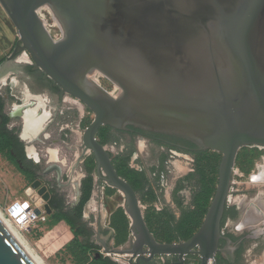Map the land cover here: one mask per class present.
<instances>
[{"label": "water", "instance_id": "95a60500", "mask_svg": "<svg viewBox=\"0 0 264 264\" xmlns=\"http://www.w3.org/2000/svg\"><path fill=\"white\" fill-rule=\"evenodd\" d=\"M0 6L17 32L5 63L29 55L32 69L61 96L93 114L82 149L91 153L98 181L122 194L133 236L130 248L103 244V254L127 264H217L220 242H230L221 225L237 153L264 148V0H0ZM44 6L64 27L59 41L36 13ZM93 70L120 94L111 97L88 81ZM128 125L180 136L221 155L214 196L187 241L154 239L133 189L97 141L101 127ZM46 128L38 139H47ZM50 168L60 176L58 166ZM45 190L26 192L37 216L40 206L51 212ZM189 257L195 260L187 263ZM0 264H33L1 224Z\"/></svg>", "mask_w": 264, "mask_h": 264}, {"label": "rangeland", "instance_id": "374dc122", "mask_svg": "<svg viewBox=\"0 0 264 264\" xmlns=\"http://www.w3.org/2000/svg\"><path fill=\"white\" fill-rule=\"evenodd\" d=\"M37 13L40 20L45 21L51 38L55 40L53 38L55 37L57 39L55 41H59L62 33L54 21L58 19L51 8L44 6ZM27 57L28 64L12 62L5 66L7 71H0V115L10 127L20 129L21 119H8L12 107L28 104L31 105L30 109H33L42 102L44 108L39 112L48 115L45 121L47 139L44 140L40 136L27 146L34 149L39 159L34 170L37 175H41L52 165L58 166L61 174L58 176L56 172H49L40 177V180H36L32 173L26 177L5 153L0 154V212L6 216L14 205L25 202L36 209L35 203L30 201L26 192L32 189L36 194L45 188L44 193H48L49 199L53 197L54 200H59V209L63 207V212H73V217L81 215L79 225L82 236L79 240L93 248L89 255H83L75 245L69 246V242L73 239L70 228L56 218L57 212L52 210V207H49L51 212L48 214L44 207L40 206L38 208L40 215H35L29 228L19 233L41 264H89L91 258L96 255L109 258L103 254V244L109 249L125 250L131 246L133 236L129 228L130 220L123 210L122 194L98 181L94 159L90 152L84 153L82 149V135L93 120V114L67 95L59 97L58 93H48L41 90V87L33 85L35 91L28 89V83L34 84L29 77L31 66L33 67L34 64L29 55ZM93 83L115 97L119 92L115 85L99 73H96ZM4 96L8 100L4 101ZM106 131L105 127H101L96 138L110 152L112 161L116 165L121 145L115 147L106 143L104 138ZM48 150L55 151L58 157L51 160ZM138 155L139 159L144 161V166L135 165L133 168H127L143 184V189L137 193L138 201L144 220L146 219L156 239L164 244L167 241L178 243V240L186 238L189 232L195 234L203 222L204 215H187L185 219L183 214L194 212L193 209L188 207L187 210L184 208L180 211L175 210L167 219L152 211L153 202L150 196H146L150 190L151 162L145 157L144 152ZM220 158L221 155L218 153L210 151L206 153L207 177L213 181L212 196L207 209L216 190ZM28 161L27 165L31 167L34 162ZM234 169H237V174L231 177L232 184L230 183L226 209L233 208L236 219L234 221L226 219L221 225V230L235 236L248 234L251 237L244 248L242 264H264V148L240 149ZM182 171L169 176L176 179L178 176H183L187 169L184 167ZM174 181L169 183V188H172ZM46 204H50L49 200ZM177 226L181 229H176ZM97 234L101 236L100 240L95 237ZM113 261L127 264L120 258H114Z\"/></svg>", "mask_w": 264, "mask_h": 264}, {"label": "flooded vegetation", "instance_id": "af4514ba", "mask_svg": "<svg viewBox=\"0 0 264 264\" xmlns=\"http://www.w3.org/2000/svg\"><path fill=\"white\" fill-rule=\"evenodd\" d=\"M27 59L29 61V58ZM32 68L31 66L29 77L34 84L28 83V89L35 91L32 85L39 86L41 90L48 91V93H58V96L62 97L58 87H54L49 79L44 78L42 73ZM96 73L98 72H90L87 76L88 80L95 82ZM118 91L117 96L120 94V90ZM106 93L111 97H115L112 93ZM3 99L4 101L8 100L6 96ZM10 115L9 117L7 116L10 120L19 119L12 118ZM21 127L20 129L10 127V124L5 122L3 116L0 115V132L7 133L13 143V150L11 151L12 162L25 172L32 173L36 177V180H40V177L49 172H56L54 168H50L51 166H49L41 175L35 173L34 170L39 163V159L37 157L36 161H34L28 158L25 152V148L28 146L25 141L20 139ZM105 129L107 130L105 135L106 143H110L115 147L121 145L120 158L125 161L127 167L133 168L135 165L144 166V161L139 159L138 153L144 152L145 157L150 159L151 181L149 191L153 202L152 211L161 215L173 214L175 210L180 211L188 207L193 210L195 209L194 206H191L192 202L195 201L201 191L205 190L206 153L208 150L203 149L200 145L188 139L166 132H154L131 125L126 126L123 130H114L108 127H105ZM110 156L112 160L113 157L111 154ZM28 160L34 162L33 165L31 164V167L27 165L29 164ZM184 167L187 169V172L183 176H178L176 179L170 178L169 175L175 172L182 173ZM172 180L175 181L172 183V188H169V183ZM134 193L138 199V192L134 191ZM49 202V207L59 205V200H54L53 197H50ZM223 238L230 242H220L219 249L221 252L216 256L217 264H242L244 248L251 237L248 234L235 236L227 232L223 234ZM191 260H195L194 257L187 258L186 262L191 263Z\"/></svg>", "mask_w": 264, "mask_h": 264}, {"label": "trees", "instance_id": "16d2710c", "mask_svg": "<svg viewBox=\"0 0 264 264\" xmlns=\"http://www.w3.org/2000/svg\"><path fill=\"white\" fill-rule=\"evenodd\" d=\"M105 138V137H104ZM105 142H106V138H105ZM101 144V143H100ZM103 145V144H101ZM13 150V143L11 141V138L9 137V135L5 132H0V154L5 153L7 155V157L12 161V157H11V151ZM112 165L116 171V173L118 174V176L122 179H124L131 187L134 191L138 192L139 190L143 189V184L140 183V181L138 180V177L136 175H134L133 173H131L126 164L125 161L120 158H118V162L116 163V165L113 163L112 161ZM17 169L20 171V173L26 177L30 176V173L25 172L24 170H22L20 167L16 166ZM207 159H206V167H205V172H206V185H205V190L201 191V193L199 195H197L196 199L194 202H192L191 206H194V212H188V213H184V217L185 219L187 218V215H204L206 214L207 211V206H208V202L211 199L212 196V189H213V181L210 177H207ZM150 196V191L149 193L146 194V196ZM151 197V196H150ZM152 200V198H151ZM85 201V199H84ZM52 210L57 212V219L62 220L71 230L72 234H73V239L69 242V246L70 245H75L77 248H79L80 252L83 255H89L92 252V246L87 244V243H82L80 242V237L82 236V229L80 227V220H81V215L78 214L77 217H73V212L71 211H66L63 212V207H61L59 209L58 206L52 205ZM188 209V208H187ZM186 209V210H187ZM158 215V214H157ZM164 217H167L170 214H161ZM182 215V216H183ZM169 218V217H168ZM184 219V220H185ZM226 219H230V220H235L236 219V214L234 213V209L233 208H228L225 210L224 215H223V219H222V223L226 220ZM145 224L149 230V232L152 234V236L154 237V239L160 243L156 237L154 236L152 230L149 228L146 219L144 220ZM176 229L180 230L181 227L177 226L175 227ZM189 235L186 236V238H182L181 240H178L179 242H184L187 241L188 239H190L194 234L192 232L188 233ZM183 237V236H182ZM233 239V238H231ZM173 243L172 241H167L166 244H171ZM89 264H118L117 262L109 259V258H103L102 256H100L99 258H96V256L91 258V261Z\"/></svg>", "mask_w": 264, "mask_h": 264}, {"label": "bare ground", "instance_id": "6f19581e", "mask_svg": "<svg viewBox=\"0 0 264 264\" xmlns=\"http://www.w3.org/2000/svg\"><path fill=\"white\" fill-rule=\"evenodd\" d=\"M48 7L51 8L50 6H48ZM38 10H37V12H38ZM51 10H52V8H51ZM52 12L54 13V16L58 19L55 12L53 10H52ZM37 15H38V13H37ZM54 21H55L56 25L58 26V28L60 29V31L62 33V37H63L65 31H64V27H63L62 23L60 22L59 19H58V21H56L54 19ZM42 23H43L46 31L49 32V29H48L45 21H43ZM53 38L55 40H57L55 37H53ZM26 58H28L27 55L23 54L22 56H20L17 59L16 62L19 61V62L23 63L26 61ZM93 71H95V70H93ZM87 80H88V78H87ZM30 106L28 104H24L21 106H14L12 113L10 115L12 118H16V117L21 118L23 125H24L21 137L25 142L36 140L37 136L39 135V132L41 131V128L44 127L45 121L48 118V115L46 113L41 114L39 112V110H42L44 108V104L42 102H39L37 104V106L33 109H30ZM26 153H27L28 158L36 161L37 154L32 147H28ZM47 153L50 156L51 160L56 159L57 155H56L55 151L48 150ZM26 208H27L26 204L18 203L11 208L10 213H12L13 216H16L18 214H24L25 216H27L29 206H28V209H26ZM30 217H31L30 220H32V219H34L35 216L30 215ZM0 224L7 231V233L13 238V240L18 244V246L22 249V251L25 253V255L29 258V260L33 264H41L40 260L28 248L23 237L16 230V228L12 225L9 218L7 219V217L4 214H2L1 212H0Z\"/></svg>", "mask_w": 264, "mask_h": 264}, {"label": "crops", "instance_id": "0c3cea01", "mask_svg": "<svg viewBox=\"0 0 264 264\" xmlns=\"http://www.w3.org/2000/svg\"><path fill=\"white\" fill-rule=\"evenodd\" d=\"M17 41V32L7 15L0 6V71L4 72L10 63H5L6 57L11 53ZM19 62V61H18ZM23 63H26L23 62ZM19 64H22L19 63ZM234 221V220H232ZM225 233V232H224ZM97 240H100V235L97 234ZM119 264V263H118Z\"/></svg>", "mask_w": 264, "mask_h": 264}, {"label": "built area", "instance_id": "2783aa9c", "mask_svg": "<svg viewBox=\"0 0 264 264\" xmlns=\"http://www.w3.org/2000/svg\"><path fill=\"white\" fill-rule=\"evenodd\" d=\"M236 174H237V169L233 168L232 176H234ZM231 184H232V182H231ZM228 199H229V196L227 197V203L229 201ZM24 204H26V206H27L26 209H28V206H29L27 216H25L24 214H18L16 216H13L12 213H10V211H8L7 215H6V217L12 221V225L16 228V230L18 232H21L24 230L26 231L29 228V225L31 224V221H32V220H30V218H31L30 215L35 216V214H34L35 209L33 207H31V205L28 202H25ZM221 233H222V235L224 234V232L222 230H221Z\"/></svg>", "mask_w": 264, "mask_h": 264}]
</instances>
